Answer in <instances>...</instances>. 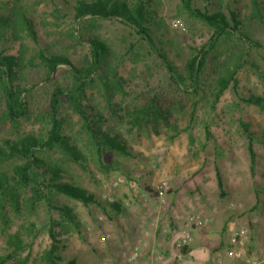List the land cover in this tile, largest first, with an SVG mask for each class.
Instances as JSON below:
<instances>
[{"label": "rangeland", "instance_id": "1", "mask_svg": "<svg viewBox=\"0 0 264 264\" xmlns=\"http://www.w3.org/2000/svg\"><path fill=\"white\" fill-rule=\"evenodd\" d=\"M66 1L69 2L68 5L64 0H0V16L5 15L14 5L23 8L31 18L37 37V44L24 36L22 40L28 50L25 57L33 63L25 69L24 86L28 89L26 99L29 103V115L20 120L17 131H11L9 124H0V141L15 140L18 136L25 135L43 136L47 131L45 109L52 83L45 80L46 69L36 57L38 51L64 55L73 66L81 67L89 59L88 41L98 40L108 48L107 66L111 72L117 70L118 77L123 81L124 94H116L112 98L113 114L106 106L99 80L94 77V82L86 90L83 105L88 108L87 113L99 112L103 115L106 127L124 137L130 157L108 153L101 161L110 168L103 170L87 145L79 118L64 104L60 112L64 123L63 134L69 136L71 143L76 144L87 158L88 174L68 161L64 168L70 180L93 193L101 207L84 206L64 197L57 198L60 204L73 210L80 223L78 231L72 230L62 237V264H123L118 258L120 250L130 248L140 238L149 240L154 254H167L168 250L164 253L163 244L168 243L173 244V249L176 250V243L181 239L182 231L186 230L187 212L192 211L191 205L198 203L201 196L197 182L203 179L207 182L211 175L215 176L213 162L217 155L220 156L217 165L223 181L230 182L239 197L221 206L223 228L228 224L248 227V217L259 211L258 200L262 199L261 193H264V112L241 102L231 87L212 107L213 87L218 73L209 69L202 78L201 91L182 96L171 104L180 129L188 124L190 113L193 114L189 123L194 138L192 145L185 133L170 141L165 134L157 136L150 130H129L123 117L125 110L139 105L142 100L138 98L147 88L158 92L165 87L168 89L167 73L156 55L134 30L117 20H85L77 24L70 12L74 2ZM192 6L201 11L213 12L220 9L227 13L228 10H234L238 14L242 22L240 33L260 47L250 46L233 36L219 45L214 69L219 71L223 67L231 68L235 59L240 57L237 63L241 67L236 76L239 96L247 98L257 95L264 98V23L251 16V0H192ZM58 9L60 12H57ZM151 10L156 19L162 22V44L157 46L177 72L182 73L194 49L207 42L211 30L189 16L180 0H151ZM173 21L182 23L184 30L173 28ZM77 28L79 38L83 41L80 43L72 36L73 29ZM6 47L8 55H15L19 49L13 43H7ZM61 69L67 68L61 66L57 70L54 83L65 82L69 76L66 73L61 75ZM98 73V76L103 74L101 71ZM1 106L0 104V115ZM240 123L247 127L248 134L259 139L253 143L256 157L252 169L246 150L247 134ZM205 125L209 126L212 140H205ZM40 156L51 161L62 158L59 151L41 153ZM10 169L9 164L0 166V172ZM118 179H127L129 182L113 187L112 184ZM162 180L168 183L169 192L165 204L160 207L148 195ZM211 197L215 204L223 200L215 194ZM113 202H120L123 206L121 214H114L107 205ZM218 208L220 209L219 206ZM48 216L46 208L41 206L37 214L28 219V222L35 223L37 231L34 238H25V243L29 245L27 264H37L38 256L50 245ZM9 218V233H14L20 224L27 223L21 218H15L12 213ZM195 230L199 234L205 228L190 229L191 237ZM193 241L192 237L191 243ZM125 242H130V246ZM226 243L222 238L219 249L213 250L214 253L203 246L194 249L181 263L226 264L227 255L223 252ZM246 251L248 255L253 254V251ZM4 252L5 238L0 234V254ZM25 254L26 252L23 256Z\"/></svg>", "mask_w": 264, "mask_h": 264}, {"label": "trees", "instance_id": "2", "mask_svg": "<svg viewBox=\"0 0 264 264\" xmlns=\"http://www.w3.org/2000/svg\"><path fill=\"white\" fill-rule=\"evenodd\" d=\"M65 4H69L64 0ZM71 13L73 20L81 24L85 20H117L128 26L139 36L159 59L164 67L169 80L168 89L160 92L147 88L146 92L140 94L138 99L142 102L126 109L124 119L129 130H150L153 134L164 135L168 140L175 139L181 133L188 137L189 144L193 143V135L190 125L193 114L189 115V122L183 129L177 125L171 110L172 101L187 94L194 95L201 91L202 78L210 69L218 73L213 87V105L230 87L241 102L253 105L264 112V98L250 95L242 98L238 94L237 73L241 65L236 58L231 68H221L216 71L215 61L219 54V45L233 36L247 42L250 46L260 47L244 34L240 33L242 22L234 10L227 13L220 9L213 12L201 11L192 6V0H180L183 9L189 16L200 21L211 30L206 43L198 49H194L192 57L186 62L182 73L167 60L166 55L158 48L161 41L162 22L156 19L151 10V0H73ZM252 17L264 23V1L251 0ZM57 10V9H56ZM57 12H60L58 9ZM61 16V15H59ZM79 31L73 29L72 36L79 43ZM23 36L34 44L37 37L31 18L26 10L14 5L5 15L0 16V124H9L11 131H17L20 120L29 115V103L26 99L25 69L31 65L30 59H26L27 48L22 43ZM89 59L85 65L75 67L69 59L61 54H50L38 51V61L46 69L45 80L51 85V92L46 102L45 114L47 118V131L43 136L25 135L18 136L15 140L1 139L0 141V166L9 164L10 171L0 172V234L5 238V252L0 254V264H27L29 251L25 238L35 237L37 228L35 223L28 222L37 214L41 206L48 212L47 233L50 239L49 247L38 256L37 264H62L61 251L64 248L62 237L72 230L78 231V223L73 210L58 202V197L76 201L84 206L99 205L95 195L85 188L75 184L69 178L64 168L65 162L77 165L84 173L88 174L86 166L87 158L76 144L71 143V138L63 134V120L60 117L64 104L67 109L76 115L81 122V129L87 138V145L94 153L100 167L107 170L110 167L104 165L102 157L112 153L121 157H130L127 141L121 134L106 127V121L99 112L87 113L88 108L83 105L86 100V90L94 82V77L101 84L106 106L115 114L114 106L111 105L112 98L116 94H124L123 81L118 77L117 70L108 68V48L98 40H89ZM7 43L17 44L19 49L15 55H8ZM60 74H68L65 82L54 83L57 70ZM105 69L109 71L104 72ZM103 72L98 76V72ZM97 76V77H96ZM55 77V78H54ZM247 134L246 150L249 155L251 169L255 163V152L253 143L258 137L248 134L247 127L240 123ZM205 140H212L209 126H204ZM59 151L62 158L57 161L47 160L40 156L41 153ZM214 158L213 167L215 172L218 197L224 199L226 190L224 181L217 161ZM114 214L119 215L124 211L120 202L107 203ZM101 207V206H100ZM12 213L15 218H21L22 223L14 233H9ZM204 232V231H202ZM206 247L209 246L205 244ZM212 248V247H211ZM219 247H216L217 250ZM26 254L23 256V254ZM181 253H187V247L181 248Z\"/></svg>", "mask_w": 264, "mask_h": 264}, {"label": "crops", "instance_id": "3", "mask_svg": "<svg viewBox=\"0 0 264 264\" xmlns=\"http://www.w3.org/2000/svg\"><path fill=\"white\" fill-rule=\"evenodd\" d=\"M197 186L200 188V191H201L199 202L191 205L190 208L192 209V211L187 212V215L191 213L192 214H197V213L203 214L204 216L209 217V224L205 227L204 232L201 231L199 232V234L197 233V230L193 232L192 237L194 241L193 243L190 242V244L187 246V253L183 255V258L186 257L194 249H198L201 246H203L210 252L214 253L213 250H215L216 247H220L222 238L225 240V242H227L226 243L227 245L225 246L226 248L223 250V252L226 253V249L228 247V238H229L227 227L230 224H228L226 228H223V224H222L223 214L221 212L222 210L221 206L227 204L228 202H230L231 200L235 198H239L238 195L235 194V192H237L235 190V187L233 191V186L231 185V183L226 182L225 180L224 186L226 190V197L223 200L219 201L216 198L218 197V192H219L217 185H216V179H215V176H212V175L210 176L207 182H205L204 179L201 181L199 180L197 182ZM213 194L216 195L215 198L219 201L216 204L213 203L214 199L212 200V197H211ZM261 195H262V199L258 200V204L260 206L259 211L256 214L251 213L248 217V221L246 220L247 223L249 224L248 225L249 232H248V237L246 240L247 242L246 250H248L250 253L251 251H253L252 255L251 254L248 255L246 251L247 256L262 257L264 255V193H261ZM218 206L220 207V209L218 208ZM197 207L199 209H196ZM188 231H189V234L191 235L190 230ZM192 237H191V241H192ZM129 243L125 242V244H128V245ZM205 244L206 245L209 244V246L206 247ZM159 245L160 244L158 242V246ZM163 248H164V253H167L166 251L168 250V253L163 254V255L165 256V259L167 261H170L174 257V254L176 252V250L173 249V244L172 245L170 243L163 244ZM154 255L155 254H154L153 246L151 249H143L140 252V259L139 261L136 262V264H149L153 261ZM225 259H226V262H225L226 264H242L241 262H238L230 258L228 255L225 257Z\"/></svg>", "mask_w": 264, "mask_h": 264}, {"label": "built area", "instance_id": "4", "mask_svg": "<svg viewBox=\"0 0 264 264\" xmlns=\"http://www.w3.org/2000/svg\"><path fill=\"white\" fill-rule=\"evenodd\" d=\"M172 27L184 30L182 23L179 21H173ZM129 182L127 179H118L115 181L112 186L115 187L119 183ZM169 192V185L166 181H159L154 186V189L149 193L150 199L157 204L162 206L165 204L167 194ZM209 224V219L203 214H188L185 220L186 230L182 231L181 239L176 243V252L174 257L167 261L163 254H155L153 261L149 264H181L183 260V254L181 253V248L188 246L191 242V235L189 234L190 229L192 228H205ZM229 238H228V247L226 249V254L242 264H264V255L262 257L256 256H247L246 255V245L248 237V227H235L230 224L227 227ZM151 243L147 238H140L135 241V243L130 246V248L121 249L118 255L120 262L123 264H136L139 259L140 252L143 249H151Z\"/></svg>", "mask_w": 264, "mask_h": 264}]
</instances>
